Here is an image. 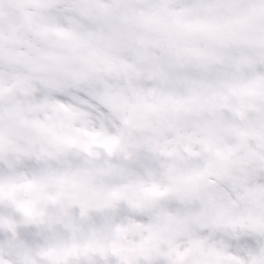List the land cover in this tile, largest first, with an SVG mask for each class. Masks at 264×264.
I'll list each match as a JSON object with an SVG mask.
<instances>
[{"label": "snow or ice", "instance_id": "1", "mask_svg": "<svg viewBox=\"0 0 264 264\" xmlns=\"http://www.w3.org/2000/svg\"><path fill=\"white\" fill-rule=\"evenodd\" d=\"M189 86L203 90L198 111L168 123L188 140L182 125L200 127L184 149L202 164L193 175L264 193V0H0V264H259L264 233L210 235L174 180L145 182L160 167L150 153L128 163L142 203L79 193L139 117L182 108Z\"/></svg>", "mask_w": 264, "mask_h": 264}, {"label": "clouds", "instance_id": "2", "mask_svg": "<svg viewBox=\"0 0 264 264\" xmlns=\"http://www.w3.org/2000/svg\"><path fill=\"white\" fill-rule=\"evenodd\" d=\"M195 47L189 43L185 55L195 56ZM184 95L189 99L186 104L177 109L168 105L160 110L159 115L148 114L139 117V126L122 141L116 150L117 163L112 170L103 174L92 172L80 179V195L90 199L94 204H103L105 197L124 200L131 204L142 203L146 193L139 187L140 173L128 166L129 162H139L144 167L143 160L147 154L159 157L160 167L152 169V174L147 175L146 183H150L159 176L165 183L175 181L176 188L185 193V200L179 201L186 209V215L195 216L200 225L214 227L210 235H220L225 242L231 238L237 229H252L255 234L264 233V193L256 194L252 198L242 197L230 184L224 181L201 182L199 177L193 175L194 170L202 167L201 163L189 165L185 157V147L198 149L197 140L202 133L195 120L186 121L182 127L190 129L191 140L178 138L175 133L176 125L168 123L169 114L180 110L196 113L200 107L203 90L187 87ZM176 149L177 155L163 156V153ZM104 156L98 158V166L103 165ZM204 167H212L220 171L221 165L211 153L201 156ZM163 161H167L166 166ZM198 193L195 197L191 194ZM115 193V196H113ZM259 201V204L256 203ZM259 264H264V246H259L257 253Z\"/></svg>", "mask_w": 264, "mask_h": 264}]
</instances>
